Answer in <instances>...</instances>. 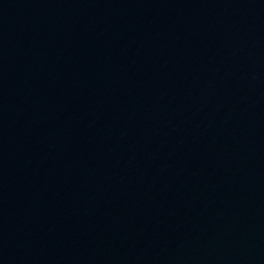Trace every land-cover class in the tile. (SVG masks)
Returning a JSON list of instances; mask_svg holds the SVG:
<instances>
[{
	"label": "water",
	"instance_id": "water-1",
	"mask_svg": "<svg viewBox=\"0 0 264 264\" xmlns=\"http://www.w3.org/2000/svg\"><path fill=\"white\" fill-rule=\"evenodd\" d=\"M0 264H264V0H0Z\"/></svg>",
	"mask_w": 264,
	"mask_h": 264
}]
</instances>
